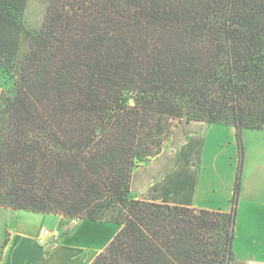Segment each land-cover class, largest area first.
<instances>
[{
	"label": "trees",
	"instance_id": "obj_1",
	"mask_svg": "<svg viewBox=\"0 0 264 264\" xmlns=\"http://www.w3.org/2000/svg\"><path fill=\"white\" fill-rule=\"evenodd\" d=\"M0 0V207L112 223L91 264H231L237 211L137 200L184 121L264 128V0Z\"/></svg>",
	"mask_w": 264,
	"mask_h": 264
},
{
	"label": "crops",
	"instance_id": "obj_2",
	"mask_svg": "<svg viewBox=\"0 0 264 264\" xmlns=\"http://www.w3.org/2000/svg\"><path fill=\"white\" fill-rule=\"evenodd\" d=\"M242 142L235 204L240 165L235 130L204 122L181 123L162 154L134 170L131 193L137 200L198 210L229 213L235 207L231 264H264V128L243 130ZM34 215L29 219L24 211L0 207V264H91L119 231L112 223L74 220L64 226L62 216ZM42 226L59 240L39 246Z\"/></svg>",
	"mask_w": 264,
	"mask_h": 264
},
{
	"label": "rangeland",
	"instance_id": "obj_3",
	"mask_svg": "<svg viewBox=\"0 0 264 264\" xmlns=\"http://www.w3.org/2000/svg\"><path fill=\"white\" fill-rule=\"evenodd\" d=\"M45 15H46V5L42 0H28L26 18L30 26L37 28L40 27L45 20ZM0 95H1V89H0ZM24 214L29 219L35 218L34 213H29L28 211H24ZM69 222L70 221L66 219V221H64V226L67 225ZM57 229L60 230V228Z\"/></svg>",
	"mask_w": 264,
	"mask_h": 264
},
{
	"label": "built area",
	"instance_id": "obj_4",
	"mask_svg": "<svg viewBox=\"0 0 264 264\" xmlns=\"http://www.w3.org/2000/svg\"><path fill=\"white\" fill-rule=\"evenodd\" d=\"M59 240L58 234L46 226H42L39 230V233L36 237V242L41 247H46L50 243H56Z\"/></svg>",
	"mask_w": 264,
	"mask_h": 264
}]
</instances>
